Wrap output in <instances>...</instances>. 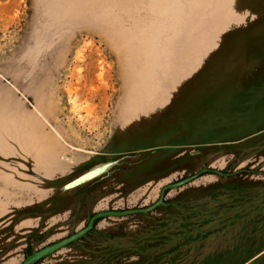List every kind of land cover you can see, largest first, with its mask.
I'll return each mask as SVG.
<instances>
[{"label":"rangeland","instance_id":"1","mask_svg":"<svg viewBox=\"0 0 264 264\" xmlns=\"http://www.w3.org/2000/svg\"><path fill=\"white\" fill-rule=\"evenodd\" d=\"M31 255L264 264V0H0V264Z\"/></svg>","mask_w":264,"mask_h":264},{"label":"water","instance_id":"2","mask_svg":"<svg viewBox=\"0 0 264 264\" xmlns=\"http://www.w3.org/2000/svg\"><path fill=\"white\" fill-rule=\"evenodd\" d=\"M158 204H160V200L153 206L146 208V209H129V210H123V211H117V212L116 211H106V212L97 213L90 218L88 224L82 230L76 232L75 234L69 236L68 238H65L51 245L48 248V250L57 251L79 240L91 230L94 221L99 217H119V216L131 215V214L145 213L155 208ZM37 258H39V256H34V255L28 256L20 264H30L32 261L36 260Z\"/></svg>","mask_w":264,"mask_h":264},{"label":"bare ground","instance_id":"3","mask_svg":"<svg viewBox=\"0 0 264 264\" xmlns=\"http://www.w3.org/2000/svg\"><path fill=\"white\" fill-rule=\"evenodd\" d=\"M101 75V74H100Z\"/></svg>","mask_w":264,"mask_h":264}]
</instances>
